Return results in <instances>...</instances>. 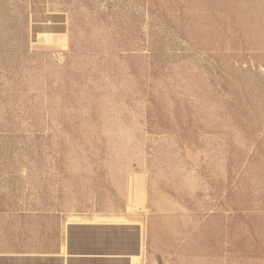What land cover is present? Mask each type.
I'll return each mask as SVG.
<instances>
[{"label":"rangeland","instance_id":"obj_1","mask_svg":"<svg viewBox=\"0 0 264 264\" xmlns=\"http://www.w3.org/2000/svg\"><path fill=\"white\" fill-rule=\"evenodd\" d=\"M98 189L264 264V0H0V235Z\"/></svg>","mask_w":264,"mask_h":264},{"label":"crops","instance_id":"obj_2","mask_svg":"<svg viewBox=\"0 0 264 264\" xmlns=\"http://www.w3.org/2000/svg\"><path fill=\"white\" fill-rule=\"evenodd\" d=\"M128 193L51 195L28 217L17 216V225L3 217L0 264H233L227 248L203 243V235H166L164 212L162 235H154L149 197L134 204Z\"/></svg>","mask_w":264,"mask_h":264}]
</instances>
